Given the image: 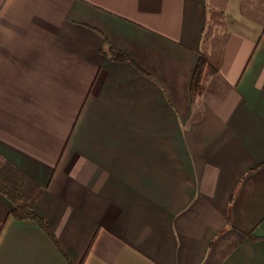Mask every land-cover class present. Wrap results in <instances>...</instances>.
Here are the masks:
<instances>
[{
  "label": "crops",
  "instance_id": "0c3cea01",
  "mask_svg": "<svg viewBox=\"0 0 264 264\" xmlns=\"http://www.w3.org/2000/svg\"><path fill=\"white\" fill-rule=\"evenodd\" d=\"M13 174L0 264H264V0H0Z\"/></svg>",
  "mask_w": 264,
  "mask_h": 264
},
{
  "label": "trees",
  "instance_id": "16d2710c",
  "mask_svg": "<svg viewBox=\"0 0 264 264\" xmlns=\"http://www.w3.org/2000/svg\"><path fill=\"white\" fill-rule=\"evenodd\" d=\"M205 66L206 60L199 57L190 82L189 91L191 100L198 96L202 91ZM6 180H8L14 187L12 188L6 185L7 188H5V183L0 177V192L7 194V196L9 195L15 200V206L12 212L13 216L19 219H37L38 216L32 210V195L26 192L24 186H21L14 174L7 177L5 181Z\"/></svg>",
  "mask_w": 264,
  "mask_h": 264
}]
</instances>
